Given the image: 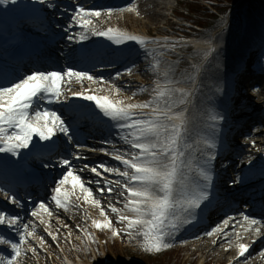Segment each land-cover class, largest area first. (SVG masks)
I'll list each match as a JSON object with an SVG mask.
<instances>
[{
    "label": "snow or ice",
    "instance_id": "obj_1",
    "mask_svg": "<svg viewBox=\"0 0 264 264\" xmlns=\"http://www.w3.org/2000/svg\"><path fill=\"white\" fill-rule=\"evenodd\" d=\"M39 2L44 3L45 0ZM16 3L17 0H0V6ZM112 11L107 12L109 17ZM117 11L135 12L139 15L136 4ZM100 16V12H86L83 8H78L73 19L86 32L103 36L115 44L134 41L144 47L147 54L154 59L156 50L148 49V45L168 47L166 40L164 42L148 40L118 28L109 27L98 31L92 25L93 18L98 19ZM87 38L85 32L80 33V40ZM210 51L214 49H206L205 56ZM159 55L163 56L164 53L161 52ZM152 69L158 74L152 89L154 95L151 100L143 103H126L122 99L90 94L91 90L72 93L73 96L93 102L103 116L113 122L120 140L129 146L128 151L117 150L111 153L112 158L118 161L122 168L104 164L93 167L84 165V168H89L97 177L101 176L98 168L117 177L115 180L107 181L105 188L109 194L115 190L111 185L121 189L118 195L123 197L122 207H116L109 202L106 210L100 199L95 198L94 190L86 187L82 178L74 173L68 159L60 161L65 167V173L56 183L52 200L57 208L67 211L70 198L76 195L75 190L79 188L84 203L98 208L99 215L103 218L92 219L91 225L94 229L109 231L113 238L127 237L129 243L136 241L143 252L159 254L174 247V241L182 226L191 223L192 218L196 216V210L209 199L208 189L213 179L210 165L216 158L217 144L207 135L199 136V133H196L194 136L193 118L189 115V105L193 104V91L180 87L182 82L173 78L170 66L162 68L161 61L156 60L152 64ZM66 78L69 83L73 78L80 83L94 80L86 72L37 70L16 80L0 83V153L18 156L22 149L29 148L34 137H38L40 141H50L57 132L69 136L70 128L61 116L54 110L41 107V102L46 104L60 102V97L64 95L62 87ZM120 91L119 87H115L117 94ZM144 91L147 89H140L141 93ZM132 95L135 96L136 93ZM209 119L213 122L212 134L215 136L216 123L223 117L210 113ZM113 147L115 148V145ZM105 154L108 155L107 152ZM75 158L86 159L81 156ZM88 183L99 184L100 181ZM66 185H70L72 191L66 190ZM105 188H97L95 191L103 195ZM7 195L5 193L6 197ZM76 199L80 200L81 197L76 196ZM9 203L21 206L15 196L9 198ZM42 214L52 215L44 204H40L38 209L32 212L34 217L44 223ZM110 214L116 216V223L121 225L120 228L114 227ZM19 219L17 215L0 210V225H7L9 229L17 226L15 230L19 234L18 243L0 238V244H8L12 252L11 258L0 256V264H17L22 246L27 243L28 237L35 235L34 230L29 231L27 224L18 226ZM230 221H235L232 225L233 231L225 232L224 229L229 226ZM236 225L245 233L251 232L256 237L264 235L262 232L264 221L245 214H242L240 220L235 217L225 219L223 227L218 226L206 235L211 237L223 233L225 236H231L234 233L238 240L241 233L236 231ZM83 231L90 243H98L87 229ZM49 235L52 236V240L57 239L51 232ZM39 239L43 245V238ZM227 243L225 251H228L234 242ZM235 246L238 249L237 261L239 262V258L242 257L246 264L248 260L246 253H249L250 246L243 243ZM30 251L36 254L35 248H31ZM260 255L264 256V252Z\"/></svg>",
    "mask_w": 264,
    "mask_h": 264
},
{
    "label": "bare ground",
    "instance_id": "obj_2",
    "mask_svg": "<svg viewBox=\"0 0 264 264\" xmlns=\"http://www.w3.org/2000/svg\"><path fill=\"white\" fill-rule=\"evenodd\" d=\"M159 1L160 0H141V6L139 8V17H143L147 21L144 22L143 20H140V19H137V18L136 19L130 18L129 19L130 20L129 24L134 22V24H131V28L127 27L130 32H132L135 35H139V33H141V34H143L145 36H148V34L151 35L153 29L151 28L152 25L151 26L149 25L150 22L151 21H155L156 19H158L162 15L161 10H163V9L164 10H171V7L169 6V4H165V5L162 4V7H160ZM150 8L151 9L154 8V10L151 11ZM107 20H109V19H107ZM166 21H168V20L166 19ZM251 23H253V20H251ZM138 27H140L142 29L139 30ZM190 35L195 37V38L203 36L204 38L208 39V40H205V41H203V40L202 41H200V40H196L195 41L194 40L193 42L198 47H208V48H211V49H215V44L214 45L210 44L209 41H213L215 43L216 40L218 38H220V36L215 37L214 35L210 37L209 36L210 34L204 33V32H201L199 34L190 33ZM134 44H136L134 41H127V42H125L123 44H118V45L122 49L125 50V49L129 48L130 46H132ZM210 52L213 53V51H210ZM219 54L221 56H223L222 65L229 66L231 64V60L229 59V57L225 56L223 54V51H220ZM212 68H214V65L212 66ZM210 73L211 72H209V74L204 77V80L209 81L212 85L211 84H209V85L199 84L198 85V89H202L203 91H206V92H210L211 91L213 93L214 92L217 93L216 90H215V87L219 84V81L222 80L223 77H222L221 73H219V71H214L211 74ZM131 77L141 80V79L150 78L152 76L149 74L148 70L140 69L139 71L138 70H134L132 72ZM247 94L249 96L255 95V99H256L255 108L256 109L259 108V110H262L263 106H262V102H261L260 96L257 95L256 92H254L252 90H248ZM198 97L200 98V101H199V104L197 105V107L195 109L189 107V115L193 118L194 136H195L196 133H199V136L207 135V136H209V138L214 139L215 137L209 135L208 131H206V129L204 127V125L206 124V119L204 117H201V116L197 115V111H199V112L203 111V108H204V105H205V101L201 98L200 94H198ZM260 124L262 125V128H260L259 131H258V134H257V137H256L258 140L252 138V139H248V140H243L242 141L243 143H254V145H256L255 141H263L262 139H264V122L261 120ZM210 134H212V133H210ZM217 141L220 142V140H217ZM201 147H203V145H201ZM255 147L261 148L262 146H255ZM244 160L245 159H243L241 161V164L243 163ZM241 166L242 165L238 166L239 170L243 169ZM253 172H254L253 176H252L253 179L260 178L263 175V173H264V171L258 173L257 168ZM74 173L78 174V175L84 173V176H88V174H89L87 171L86 172H81L79 170H74ZM75 193H76V195L72 196L70 198L69 207H68L67 211H65L63 208H57V207L55 208L54 205H52V206L45 205V206H47L49 208L51 213L53 212L54 214H60V215H58L56 217H53L54 216L53 214L51 216H48L47 214H42V218L44 219V223H41L40 219H38L37 221H38L39 227H38V229H36L40 233H41V229H43L44 233L48 237L52 238V236L49 235V232H51L52 235H55L57 237L56 240H52V239L51 240L60 244L61 251L64 254V256L67 258L68 264H80V263L71 259L72 253L70 251V247L67 244L68 243L67 238L60 231L54 230L52 228V223L55 222L57 224V226L60 227L61 230L65 231L67 233L68 232H73L74 228H73V226L68 225V223H69L68 219L70 217H72V218H74L75 222H78L79 219H81V217L79 215H77V217L74 216V215H71V214H73V210L71 209V206L73 204H76L78 207L85 206L87 211L90 213L91 219H95L99 215V209L98 208L92 206L91 204L84 203L83 195H80L82 193L80 192L79 188H77L75 190ZM76 196H80L81 199L77 200ZM99 199L101 201V205L104 207V201H103L104 198H99ZM65 212H68V213H65ZM58 217H60V219ZM233 224H235V222L234 223H229V226L227 227L228 229L226 231L224 229V231L225 232H232L233 231V228H232ZM236 231H239L241 233V238L238 239V240L235 238V234L234 233L231 236H225L223 234L222 237H218L219 233H217L214 236L202 237L201 239L197 240V242L195 244L194 243L192 244V245H194L193 251L194 252H200L201 254H203V256L205 254V256L207 257V260L209 259L211 264H223L226 261V259L228 260L230 258L231 253H233V251L235 249H237L236 246H235L236 244H239V243H243L244 244L249 238H254V236H253V234L251 232L245 233L243 231V229L240 228L239 225H236ZM243 233H245V234H243ZM228 241H233L234 242L233 246L228 250L229 253L225 251V248L228 247V243H227ZM72 246L75 247L76 251H78V248L76 247V243L74 241H73ZM48 250H50L52 252H55L54 253L55 256H56L55 258H57L56 264H64L65 263L63 261V257L59 253L54 251L51 247H48ZM24 252L26 253V251H24ZM37 256H38V260L42 261V264H44V263L45 264H50L51 263L50 259L45 258V260H44V255L42 253L37 255ZM77 256H78V260H82V263H83V259H81L82 257H80L79 255H77ZM109 257L111 258V260L109 261L108 264H132V263L127 262V261H120L119 262V261H117V257L114 259V257L111 256V255H109ZM55 258H54V260H55ZM231 260L232 259H230V261ZM100 264H102V263H100ZM200 264H202V263H200ZM248 264H250V263H248ZM251 264H264V256H256V257H254L252 259V263Z\"/></svg>",
    "mask_w": 264,
    "mask_h": 264
},
{
    "label": "rangeland",
    "instance_id": "obj_3",
    "mask_svg": "<svg viewBox=\"0 0 264 264\" xmlns=\"http://www.w3.org/2000/svg\"><path fill=\"white\" fill-rule=\"evenodd\" d=\"M222 1H225V0H222ZM159 3H160V7H162V4L163 5H165V4H169L170 5V7L171 8H175L176 7V3H175V0H160L159 1ZM251 3V2H250ZM263 4V3H262ZM262 4L260 5L259 3H255L254 4V2H252V4L250 5V7H252V8H254V9H256L255 10V12H251V14L250 15H248L247 17H246V19H255V22H257L258 23V25H260V21H259V17H258V15H259V13H262V11L264 10V7H262ZM151 9V8H150ZM154 10V8L153 9H151V11H153ZM161 12H162V15L158 18V19H156L155 21H151L150 22V26H151V28L153 29L152 31H156V32H166L165 31V29H168V27L166 26L165 27V24H166V19H170V22L172 21V19H173V17H171V13L168 11V10H161ZM201 14L202 15H204V16H208V12H206V11H203V10H201ZM134 16H137V14H135V15H131V17L130 18H132L133 17V19H136ZM121 19H123V18H121ZM234 19V14L233 13H231L228 17L226 16L225 18H218V19H216V18H212L211 19V22H210V24H209V28H207L206 30H204V31H213V28L214 27H217V26H219L220 24H223L224 22H225V27H229L230 26V23H231V21ZM126 20V19H125ZM140 20H143L144 22L145 21H147V20H145L144 18H140ZM127 25L128 26H131V24H134V22L133 23H131V24H129L128 23V20H127ZM172 23V22H171ZM182 22H180V23H177L178 24V26H180V24H181ZM157 26H156V25ZM238 23L236 22V24H233V21H232V25H237ZM138 28H140V27H138ZM140 29H142V28H140ZM177 30H179L180 31V29H178V27H177ZM234 30V28L232 29V31ZM192 31H198V30H192ZM169 32V30H167V33ZM181 32V31H180ZM219 32V31H218ZM218 32H214L215 33V35L218 33ZM158 34H160V33H158ZM168 34H170V33H168ZM213 34V33H212ZM173 49H174V47H172ZM180 53L181 54H185L184 53V51H180ZM190 53V57L191 58H193V60L195 61V63L197 64V60H199L200 59V56L199 55H195L196 56V58L194 57V54H192L191 53V51L189 52ZM206 59H208V57L206 58V57H203V58H201L200 59V61H203V62H201V65H202V63H203V65L200 67V70L202 71V69H203V66H204V63L206 62ZM175 66V65H178V61L177 62H172L171 63V65H169L170 67H172V66ZM178 70L180 71V73H179V75H177L176 76V78H177V80L178 81H181L182 83H184V84H189V83H191V82H194V79H197V76H193L192 74V72H190V71H188V72H185L186 74H185V76H182L181 75V72H182V65H178ZM129 95V94H128ZM256 101V100H255ZM261 111L259 110V108L258 109H256V111H255V113H257V114H259ZM260 118H262L263 116H262V114L260 113V116H259ZM116 167H120V168H122V166H120V165H116ZM121 245L122 244H120V243H115L113 246H108L107 247V250L108 251H111V250H115V249H118V250H120L121 249ZM132 250V249H131ZM88 252H90V250H87ZM91 253V255L93 256V252H90ZM132 253L133 254H136V255H139V256H141L139 253H137V252H135L134 250L132 251ZM191 254L189 253V254H186L185 252H179V250H175V251H173L172 253H169V254H167L163 259H161L160 261H158L159 262V264H188V260H186L185 261V258L186 257H189ZM89 257V256H88ZM53 258V256H50V259H52ZM90 259H88L87 260V262H89V263H92V264H98L99 262H97L96 260H95V258H93V257H89ZM123 259L122 260H126V261H131L132 259H130V258H128V257H125V256H123L122 257ZM101 259V258H100ZM121 260V259H120ZM119 260V261H120Z\"/></svg>",
    "mask_w": 264,
    "mask_h": 264
}]
</instances>
